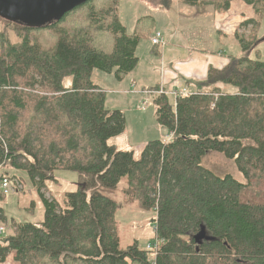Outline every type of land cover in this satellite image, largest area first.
Instances as JSON below:
<instances>
[{
    "label": "trees",
    "instance_id": "obj_1",
    "mask_svg": "<svg viewBox=\"0 0 264 264\" xmlns=\"http://www.w3.org/2000/svg\"><path fill=\"white\" fill-rule=\"evenodd\" d=\"M179 1L219 15L243 2L264 16V0ZM120 3L91 0L43 28L0 18L19 39L0 32V167L28 175L45 209L38 224L12 221L0 264L11 253L16 264H264V61L252 57L258 38L236 33L241 55L210 68L176 106L167 95L155 97L157 123L172 138L148 142L136 159L110 145L126 118L93 81L95 71L118 80L132 73L138 46L151 36V27H126ZM209 153L235 161L246 182L206 169ZM60 171L77 173L79 185L58 199L47 182ZM132 206L154 214L163 241L155 260L138 240L121 247L117 214Z\"/></svg>",
    "mask_w": 264,
    "mask_h": 264
},
{
    "label": "rangeland",
    "instance_id": "obj_2",
    "mask_svg": "<svg viewBox=\"0 0 264 264\" xmlns=\"http://www.w3.org/2000/svg\"><path fill=\"white\" fill-rule=\"evenodd\" d=\"M168 0H122L119 5V14L122 21L128 29L138 25L143 28L147 21L151 22L152 27L150 31L154 34L156 31H162L167 34L177 44L185 43L189 44L190 48L197 53L196 50L201 51H214L216 53L224 51L228 56L238 57L241 54V49L237 41L234 39H228L229 31L225 28V21H217L211 19V14L204 9H197L195 6L187 7L181 4L179 0H174L172 7L177 9H171L166 12H156L155 9L163 8L162 4ZM171 7V8H172ZM233 9L230 13L233 17L237 16L241 11L244 12L248 18H255L256 23H252L248 26L242 24H236L235 32L232 35L236 36L239 33L240 36H244L247 40L257 39V48L252 52V57L259 58L264 61V16L248 7L243 2H235L232 5ZM158 10V9H157ZM160 11V10H159ZM148 17V18H147ZM190 17V21H188ZM233 17H231L234 23ZM229 18V17H227ZM226 18V19H227ZM229 21V20H228ZM232 23V24H233ZM194 24L199 26V29H194ZM239 24V23H238ZM258 24V27L254 26ZM217 27V31H214L213 27ZM222 27V28H221ZM238 30V31H237ZM257 30V32H255ZM0 32H4L13 41H19L14 31L12 24L5 22L0 23ZM228 35V36H227ZM237 40V39H236ZM168 41V40H167ZM146 44V42L144 43ZM155 53L159 57L160 52L158 48H155ZM142 57V53H140ZM150 61L143 60L142 66H150ZM101 71H96L94 76V82L108 91V98L111 100L112 108L121 111L126 118V130L124 134L112 140L110 145H116L117 149L124 151H133L135 158L140 159L142 155V141L147 139L155 140L159 139L161 135H167L164 127L157 123L156 107L154 105V98L148 100V106L142 107V102L139 104L138 109L135 110L123 97H119L111 92V87L107 84H98L102 80L100 76H107V73L101 72L102 75H97ZM107 74V75H106ZM171 90V89H170ZM173 92L175 90H171ZM168 98L176 106V99L173 95H168ZM143 111V112H142ZM141 144V145H140ZM130 147V148H129ZM125 148V149H124ZM129 148V149H128ZM202 165L213 172L219 177H225L231 175L235 180L241 183H245L246 180L243 175L238 171L235 161L227 159L220 153H209L203 158ZM15 176L20 182V191L13 193L6 198L0 197V226L5 228V233L0 238H6L13 233L11 226L12 221L40 223L45 219V209L43 202L38 194L37 189L31 183L28 175L23 172L15 171L9 166L3 165L0 168V174ZM79 175L75 172H56L54 181L47 183V192L50 197L62 198L65 193L75 192L77 190L76 183ZM126 180L123 181L121 186H125ZM116 198L120 199L116 194ZM137 210V214L142 216L153 217V213L150 212L147 215L145 211L139 210L137 207L132 206ZM125 210V209H124ZM123 211V210H122ZM144 212V213H143ZM153 218L148 220H136L132 222L119 221V237L121 241V247L127 248L133 241L138 240L141 247H146L153 242L154 229L152 227ZM2 239L1 241H3ZM15 254L11 253L7 260L1 264H16L14 260Z\"/></svg>",
    "mask_w": 264,
    "mask_h": 264
},
{
    "label": "crops",
    "instance_id": "obj_3",
    "mask_svg": "<svg viewBox=\"0 0 264 264\" xmlns=\"http://www.w3.org/2000/svg\"><path fill=\"white\" fill-rule=\"evenodd\" d=\"M157 9H155L156 12L159 13L166 12L161 8L157 7ZM171 9L176 10L177 8L174 6ZM208 12L211 14V19L214 18L217 21H221V19H224L222 20V22L225 21L226 23L225 28L228 29L229 31L228 34L229 36L227 35L229 40L235 38V36L232 35V32H235L236 24L240 26V24H242L243 22L250 20V18H248L247 15L242 11L237 16L234 17L231 14L219 15L213 13L212 11H208ZM231 17H233L234 23L232 22ZM190 19L191 18L188 17V21H190ZM145 26L148 28L152 27L151 22L147 21ZM135 28L136 27L133 26L129 30L133 31ZM194 29L198 30L199 26L194 24ZM213 29L214 31H217L218 29L220 32V29L215 27V25ZM162 33L166 39V45L163 48L152 45L151 39L154 36L153 33H151V36L149 38L142 40V42L140 43L137 49L139 64L132 73L124 77L122 80L116 79L113 74H108V75L106 74L107 76H100L102 77L103 81H100L98 84H107L108 86H112L110 90L113 94L118 95L119 97H123L125 101L130 104V106H132L135 110L138 109L139 111L138 108L139 104H141V102L146 99V95L144 94L145 90L163 88L167 92L170 89L176 91L186 90V88L188 90L193 89V87H195L199 82H202L206 79L210 68L223 69L228 65L230 60L229 58L232 57L226 55L224 51L216 53L214 51L208 52V51L196 50L197 53H194L195 51L190 48L189 44H185V43H181V45L177 44L167 34H165L164 32ZM235 41L237 40L235 39ZM145 42L146 44H144ZM155 48L159 49L160 52L159 57L155 53ZM140 53H142V57H140ZM146 59L152 63L150 66H142L143 60ZM95 72L93 73V81H94ZM100 73L101 72H99L97 75L98 76L102 75ZM219 88L226 93H229L231 91L234 92V90H231L230 87H224L220 85ZM194 92L196 91L194 90ZM107 94L108 91L106 90V95ZM106 101H107V106L110 109H113L111 100H109L108 96H106ZM168 136L169 133L165 136L161 135L159 139L164 140ZM112 140L110 141V143H112ZM150 141L152 140L147 138L142 141L141 143L142 152L144 151L147 143ZM54 182H56V179ZM78 185H79V176L77 177L76 188H78ZM124 209H122L123 211L120 210V212H118L117 214L118 222L119 221L132 222L136 220L149 221L151 218L154 217L153 215V217L145 218V216H142L141 214H137L136 209L133 208H124ZM145 213L146 214L144 215L148 214V212Z\"/></svg>",
    "mask_w": 264,
    "mask_h": 264
},
{
    "label": "water",
    "instance_id": "obj_4",
    "mask_svg": "<svg viewBox=\"0 0 264 264\" xmlns=\"http://www.w3.org/2000/svg\"><path fill=\"white\" fill-rule=\"evenodd\" d=\"M91 0H0V18L12 23H22L30 28H43ZM204 234L196 236L201 244Z\"/></svg>",
    "mask_w": 264,
    "mask_h": 264
},
{
    "label": "built area",
    "instance_id": "obj_5",
    "mask_svg": "<svg viewBox=\"0 0 264 264\" xmlns=\"http://www.w3.org/2000/svg\"><path fill=\"white\" fill-rule=\"evenodd\" d=\"M151 43L153 46L163 48L166 45V39L161 31H156L154 33V36L151 39ZM192 92H189L187 90L182 91H173V92H166L163 88L159 89H153V90H145L144 94L146 95V99L142 102V107L146 108L148 106L149 101L154 97L161 96V95H173L175 99L186 96L191 94ZM168 138H172V135H170ZM1 168V167H0ZM20 182L15 179H10L7 175H1L0 174V197L6 198L10 196L13 193H18L20 191ZM154 229V239L153 242L150 243L146 249L153 253V258L155 260L156 256L158 255V250L162 246L163 241L157 238L155 232L157 230V225L153 224ZM5 233V228L3 226H0V236ZM2 238H0V244H1Z\"/></svg>",
    "mask_w": 264,
    "mask_h": 264
}]
</instances>
